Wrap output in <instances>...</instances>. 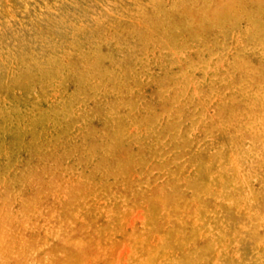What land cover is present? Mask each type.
Masks as SVG:
<instances>
[{
    "label": "rangeland",
    "instance_id": "obj_1",
    "mask_svg": "<svg viewBox=\"0 0 264 264\" xmlns=\"http://www.w3.org/2000/svg\"><path fill=\"white\" fill-rule=\"evenodd\" d=\"M0 264H264V0H0Z\"/></svg>",
    "mask_w": 264,
    "mask_h": 264
}]
</instances>
